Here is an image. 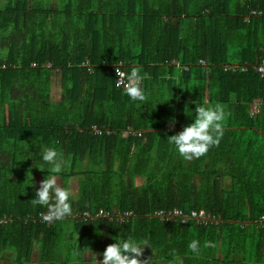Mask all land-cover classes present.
<instances>
[{
	"label": "trees",
	"instance_id": "obj_1",
	"mask_svg": "<svg viewBox=\"0 0 264 264\" xmlns=\"http://www.w3.org/2000/svg\"><path fill=\"white\" fill-rule=\"evenodd\" d=\"M260 58L264 0H0V264H30L36 245L43 262L86 264L80 248L99 254L127 237L150 245L152 264H264V109L251 113L264 96ZM119 63L143 77L144 101L116 86ZM196 104L223 107V134L186 160L167 138ZM40 145L67 162L62 186L80 181L73 215L51 223L31 201L47 175L29 159ZM176 208L216 219L155 215Z\"/></svg>",
	"mask_w": 264,
	"mask_h": 264
},
{
	"label": "clouds",
	"instance_id": "obj_2",
	"mask_svg": "<svg viewBox=\"0 0 264 264\" xmlns=\"http://www.w3.org/2000/svg\"><path fill=\"white\" fill-rule=\"evenodd\" d=\"M117 75L121 77V73L118 70ZM142 79L143 77L136 71H132L126 77L124 94L132 101L145 100V93L141 87ZM224 121L225 112L222 106L196 104L193 122L187 124L179 133L168 136V142L174 146L180 157L186 160L200 158L212 146L219 144L223 134L221 129ZM39 147L40 151L35 155L31 153V158L29 159L34 161V168L45 169L42 172H46L47 175L38 188L33 186L35 188V196L31 200L32 204L47 208L48 214L43 217L45 221L70 217L73 215L72 192L67 187H61L57 179L58 174L67 167V162L62 153L56 148L44 145ZM114 240L115 243L107 246L99 254L92 252L90 248H84L83 250L80 248L82 259L86 261V264H147L146 261L141 259L143 246L149 245L146 241L140 242L132 237L116 238ZM204 246L211 247L212 243L209 241ZM188 248L193 254H199L200 242L194 239L189 243ZM86 257H89V259L86 260ZM99 257H102V259Z\"/></svg>",
	"mask_w": 264,
	"mask_h": 264
},
{
	"label": "built area",
	"instance_id": "obj_3",
	"mask_svg": "<svg viewBox=\"0 0 264 264\" xmlns=\"http://www.w3.org/2000/svg\"><path fill=\"white\" fill-rule=\"evenodd\" d=\"M255 13V12H254ZM204 63V61H202ZM37 64L34 63V66H36ZM47 66H52L51 63H49ZM114 69V74L116 76V86L119 84V88H124V84L126 82V77L128 75V73L126 72V70L124 69V65L123 63H119L118 65H113L112 66ZM227 70H233V71H247L248 66L247 65H241V64H228L226 66ZM254 69L256 72H258L262 77H264V58H260L258 59V61L256 62V64L254 65ZM117 70L121 73V77H119L117 75ZM264 109V96H259L256 99H254L253 103H252V110L251 113L252 115H257L259 114L262 110ZM94 134H101L102 133V129L94 126L92 128ZM111 132V131H109ZM135 133L132 130H127L124 132V136H127L130 133ZM46 214H48V212H43L41 213V217H44ZM155 215L159 218H161L163 221H176V220H180L182 223H187L188 221L192 220V219H196L198 222H209V221H214L216 218L213 217L210 213H207V211L205 209L202 210H192L190 213H186L184 210L176 208V209H172L169 211L166 210H158L155 212ZM131 216H133V211H126L125 213H117L116 212H112V215L110 214L109 211L107 210H100L99 213H97V217H105V218H109L112 219L113 217H116L117 220L119 221H124L128 218H130ZM84 217L88 218L91 217V214L89 212H85L84 213ZM114 219V218H113ZM53 220L48 221V223H51ZM259 223L264 227V215H262L259 219Z\"/></svg>",
	"mask_w": 264,
	"mask_h": 264
},
{
	"label": "crops",
	"instance_id": "obj_4",
	"mask_svg": "<svg viewBox=\"0 0 264 264\" xmlns=\"http://www.w3.org/2000/svg\"><path fill=\"white\" fill-rule=\"evenodd\" d=\"M76 181H78V187H79V183H80V181H79V179L78 178H76V179H73L72 180V182H70L71 183V185L73 184V183H76ZM58 183H59V181H58ZM70 183H68V184H64L63 186H62V182L60 181V186L61 187H67V188H69V186H70ZM78 191V190H77ZM119 222H122V221H119ZM68 228V227H67ZM90 251V250H89ZM92 252H95V253H97L98 254V252L96 251V250H92ZM41 257V251L39 250V248H38V245H36L35 246V248H34V253H33V258H32V262L30 263V264H49V263H46V262H43V261H41L40 258ZM87 258H89V257H87ZM100 258V257H99ZM101 259V258H100ZM141 259L142 260H144V261H146L147 262V264H152V262L151 261H149L148 259H145V257L142 255V257H141Z\"/></svg>",
	"mask_w": 264,
	"mask_h": 264
},
{
	"label": "rangeland",
	"instance_id": "obj_5",
	"mask_svg": "<svg viewBox=\"0 0 264 264\" xmlns=\"http://www.w3.org/2000/svg\"><path fill=\"white\" fill-rule=\"evenodd\" d=\"M60 92H61L60 81L56 80L55 83L53 84V90H52V95H53V99H54V100H58V99H59V97H60ZM58 181H59V183H60V179H58ZM70 182H72V180H71ZM137 182L140 184V183H141V180L138 178ZM77 184H78V181H76V183H73L72 185H71V183H70V186H69V188H68V189H70L71 192H72L73 194H75L76 196L78 195V191H77V190L79 189V187H78ZM75 195H74V196H75Z\"/></svg>",
	"mask_w": 264,
	"mask_h": 264
}]
</instances>
